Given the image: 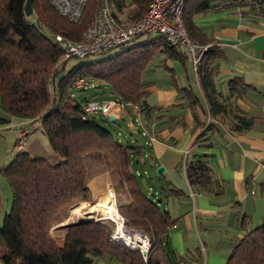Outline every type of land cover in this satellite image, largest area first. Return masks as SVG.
<instances>
[{
  "label": "trees",
  "instance_id": "1",
  "mask_svg": "<svg viewBox=\"0 0 264 264\" xmlns=\"http://www.w3.org/2000/svg\"><path fill=\"white\" fill-rule=\"evenodd\" d=\"M25 1L0 0V109L10 116L41 121L38 128L46 135L59 161L50 163L21 149L4 168L12 203L0 226L2 264H92L95 256L113 257L122 264L179 263L166 240L162 241L173 222L169 212L160 206L161 199L168 196L161 191L164 183L156 184L157 196L153 192L148 194L133 168V163H146L144 145L120 143L95 118L97 114L85 116L84 104L97 98L76 97L73 89L90 88L75 87V79L84 77L94 82L93 88H102L103 93L113 95L111 100L128 111L136 109L149 116L150 107L143 101L144 71L161 54L165 59L183 61L189 58L188 53L180 50V46L170 45L161 34L148 35L142 42L123 48L113 56L65 71L69 58H64V50L55 36L61 35L73 42L81 40L102 0H88L77 21L59 15L49 0H31L33 12L26 16ZM107 1L118 21L140 17L150 2ZM214 1L193 0L189 6L186 3L182 14L188 35L200 45L211 44L194 67L201 98L190 95L189 102L199 103L206 113L207 119L202 122L204 129L215 121L240 133L251 128L255 121L235 104L247 85L235 76L228 79L225 94L216 88L218 61L222 57L220 44L216 38L206 37L192 20L194 14L214 8L217 4ZM249 3L258 4L260 13H264V0ZM179 90L191 94L186 87ZM101 115L107 120L106 115ZM3 122L4 118L0 117V124ZM93 152L100 154L114 190L119 193L123 185L127 186V199L116 198L117 212L123 216L126 226L150 238L146 260L137 249L128 248L112 237L113 223L108 221L66 225L62 245L48 232L62 208L74 200L91 198L86 172ZM183 162L193 189L205 188L210 179L207 162L185 158ZM225 264H264V221L234 243Z\"/></svg>",
  "mask_w": 264,
  "mask_h": 264
},
{
  "label": "crops",
  "instance_id": "2",
  "mask_svg": "<svg viewBox=\"0 0 264 264\" xmlns=\"http://www.w3.org/2000/svg\"><path fill=\"white\" fill-rule=\"evenodd\" d=\"M214 2V8L194 14L192 20L206 37L216 38L220 44L216 88L225 94L228 79L235 76L247 85L235 104L255 118L253 126L236 133L214 121L204 129L206 113L199 103L189 102L190 95L201 98L191 61L165 59L163 54L151 61L142 77L149 116L134 109L136 116L132 118L133 125L136 118L141 121L135 129L145 127L153 137L140 134L143 140L136 142L144 145L146 163L135 164V174H144L143 182L138 180L148 194L157 196L156 184L164 183L161 191L168 196L161 199L160 206L173 222L162 241L166 240L175 258L186 264H225L234 243L264 221V13L248 0ZM181 87L191 94L181 92ZM114 109L117 114L122 112ZM0 117L4 118L0 138H7L15 147L18 128L30 123L1 109ZM184 158L207 162L210 179L205 188L190 185ZM158 165L164 167L160 174L155 171ZM87 176L92 200L103 197L112 187L106 169H94ZM56 219L52 238L62 245L64 225L72 216L63 211ZM92 264L122 263L113 257L95 256Z\"/></svg>",
  "mask_w": 264,
  "mask_h": 264
},
{
  "label": "built area",
  "instance_id": "3",
  "mask_svg": "<svg viewBox=\"0 0 264 264\" xmlns=\"http://www.w3.org/2000/svg\"><path fill=\"white\" fill-rule=\"evenodd\" d=\"M87 1L88 0H49L53 9L59 15L71 21L79 20ZM187 1L188 0H150L148 8L140 17L128 21H118L113 15L108 1L102 0L97 6L90 24L83 32L81 40L73 42L63 39L61 35H56L55 39L64 50V58H82L90 54L103 53L115 46L123 45L142 34H152L156 32L157 34L163 35L170 45L184 48L188 53L190 61L194 65L197 63L202 52L211 44L200 45L188 35L182 20V14ZM74 85L77 88L93 87L94 82L84 77H78L75 79ZM114 105H118L116 100L92 99L84 104L83 112L85 116L100 113L107 114L109 109ZM35 123L38 126L40 124L39 120ZM135 123L137 125L141 124L140 119L136 118ZM25 134L26 130L22 129L18 133V140L20 141V139H23L24 141L26 138ZM140 134L143 136L147 135L150 139H153L145 127H142ZM107 190L115 203L116 196L114 189L109 187ZM118 217L120 223L123 224L122 217L120 215ZM122 226L124 229L127 228L124 224ZM116 232L117 228L112 235L114 239L118 238ZM127 232L128 241H124L125 244L131 249H137L142 255V258L146 260L151 248L150 238L141 231L128 229ZM135 238L137 240H135ZM176 264L186 263L179 262Z\"/></svg>",
  "mask_w": 264,
  "mask_h": 264
},
{
  "label": "rangeland",
  "instance_id": "4",
  "mask_svg": "<svg viewBox=\"0 0 264 264\" xmlns=\"http://www.w3.org/2000/svg\"><path fill=\"white\" fill-rule=\"evenodd\" d=\"M248 1H252V0H248ZM192 2H193V0H188L187 5L189 6ZM95 11H96V9H95ZM95 11H94V13H95ZM148 35H150L151 37H157L156 32H154L152 34H142V35L135 37L134 39L124 43L123 45L115 46V47H113V48H111V49H109V50H107L101 54H90V55H88L86 57H82V58L71 57V58L66 60L64 70L67 71L72 66L87 64V63H91V62L99 60V59H103V58H107L109 56H113V55L119 53L123 48H127V47H130V46H133V45H136V44L142 42L146 37H148ZM196 64L193 65V63H192L193 67H195ZM147 71L149 73V70H147ZM148 73L146 72L145 76ZM102 90H103L102 88H93V87L86 88L83 90L73 89L76 97H79V98L83 97V96H87V97H94V98H97L99 100L114 99L113 95H111L109 93H103ZM114 108H120L121 109L120 111H122V112H120V114H117V113L112 111V110H114V111L116 110ZM111 114H114L116 116V118H114V121L109 118V116ZM104 115H106L108 117L107 120L106 119L103 120L101 118V117H103V115H101V114L95 115V118L99 121V123H101L104 127L108 128L110 130L111 134L113 135V137L117 141H119L120 143H123V144H126V143L134 144L136 142H139V143L142 142L143 139L139 133V130L135 129L134 125L132 124V118H134L136 116V114L134 115V112L128 111L123 105H114L109 109L108 113L104 114ZM28 121L30 124H28L27 126L18 128L15 147H12V144L9 143L7 138H0V226L2 225L3 217H4L5 213L10 211L11 203H12L11 188H10L9 184L7 183V181L3 175V170L16 157L19 150L23 149V150L27 151L31 156L43 157L46 160H48L50 163H57L59 161L58 156L52 151L46 135L40 130V128H38V125L35 123L38 120L35 119V120H28ZM39 123L41 124V121H39ZM22 129L26 130V134H25L26 138L24 139V141H23V139H20V141H19L18 140V138H19L18 133ZM139 129L141 130L142 127H139ZM17 140L20 143H18ZM93 153L94 154H92L88 158V168H87L86 175L90 171H94V169H96V170L97 169H100V170L106 169V168H104V162H102V160L99 159L100 154L95 153V152H93ZM135 167L136 166L133 163V168L135 169ZM140 169L143 170L144 165L141 164ZM106 170H108V169H106ZM143 176H144L143 173L141 174V176H138V179L141 182H143ZM87 177L88 176H86V178ZM126 188H127V186L123 185L122 190L119 193L116 190H114L116 198L121 197L123 200L127 199L128 196H127ZM109 199H110V201L112 200L111 202L113 203L114 208L117 211V209H116L117 206L114 203V201L110 195H109ZM94 200H95V198H94ZM94 200H92L91 198L89 200H74L73 202H71V204L66 205L64 208H62V210L59 211V213H62L63 211H65L66 214L68 213V214H70V216H72V219H71L72 222L69 221V223H66L64 226H66L68 224H76L74 222L80 221V220H81V222H77V223H82V222H87V221H97V220L103 221L104 220V221H108V222L113 223V233H112V235H113L115 233L116 228H117V223L111 219L105 218L104 215L102 214V212L97 211L96 207H95ZM80 203L86 204L87 210L91 216V219L85 221L84 219H86V218L79 219V217H77L76 214H74V212L72 211V207H74ZM118 215L121 216L120 212H118ZM121 217L123 219V216H121ZM67 220H69V219H67ZM55 221L52 222V225L50 226V228L48 230L51 237L55 233V231L53 229H51L55 226V223H54ZM123 224H124V226H126L124 223V219H123ZM126 227L130 230H133L128 226H126ZM127 228H125V229H127ZM117 239L119 241H121L125 246H127L124 243V241H122V239H120V238H117ZM1 251H2V248L0 247V253H1ZM0 264H2L1 260H0Z\"/></svg>",
  "mask_w": 264,
  "mask_h": 264
},
{
  "label": "bare ground",
  "instance_id": "5",
  "mask_svg": "<svg viewBox=\"0 0 264 264\" xmlns=\"http://www.w3.org/2000/svg\"><path fill=\"white\" fill-rule=\"evenodd\" d=\"M123 21H128V20H123ZM109 195L110 194L107 190L103 197H95L94 202H95L96 210L102 212L105 218L111 219L113 221L115 220L117 222V232H116L117 237L122 239V241H128V238H127L128 230L122 227V224L120 223V220L118 217L119 216L118 212L115 210L114 205L111 202L112 200L110 201ZM72 211L74 212V214H76L77 217H79V219L91 217L87 210V206L84 203L83 204L80 203L72 207ZM135 240L137 239L135 238Z\"/></svg>",
  "mask_w": 264,
  "mask_h": 264
},
{
  "label": "water",
  "instance_id": "6",
  "mask_svg": "<svg viewBox=\"0 0 264 264\" xmlns=\"http://www.w3.org/2000/svg\"><path fill=\"white\" fill-rule=\"evenodd\" d=\"M32 12H33V9H32L31 0H26L25 3H24V13H25V15L26 16H30L32 14ZM109 118L113 119V116L110 115ZM163 169H164L163 165H158L155 168V171H156L157 174H160L163 171ZM89 219H91V217L86 218L85 221H87ZM77 222H81V220L80 221H76L74 223H77Z\"/></svg>",
  "mask_w": 264,
  "mask_h": 264
}]
</instances>
